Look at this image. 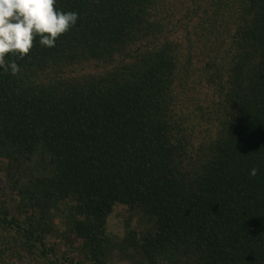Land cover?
Returning <instances> with one entry per match:
<instances>
[{"label":"trees","instance_id":"trees-1","mask_svg":"<svg viewBox=\"0 0 264 264\" xmlns=\"http://www.w3.org/2000/svg\"><path fill=\"white\" fill-rule=\"evenodd\" d=\"M55 8L0 67V264H264V0Z\"/></svg>","mask_w":264,"mask_h":264},{"label":"clouds","instance_id":"clouds-1","mask_svg":"<svg viewBox=\"0 0 264 264\" xmlns=\"http://www.w3.org/2000/svg\"><path fill=\"white\" fill-rule=\"evenodd\" d=\"M56 0H0V67L11 69L16 75L17 64L6 61L8 55L21 59L30 53L37 36L40 44L54 47L56 40L75 25L76 12H63L55 8ZM257 169L250 171L251 176Z\"/></svg>","mask_w":264,"mask_h":264},{"label":"rangeland","instance_id":"rangeland-1","mask_svg":"<svg viewBox=\"0 0 264 264\" xmlns=\"http://www.w3.org/2000/svg\"><path fill=\"white\" fill-rule=\"evenodd\" d=\"M1 177L2 174L0 172V178ZM127 215L128 212L126 208L121 205H118L114 207L113 212L108 217L107 233L113 239L114 242L120 240L125 234L124 220ZM140 221L141 220L139 219V217L137 216L133 217L131 221V226L133 228H136L137 226H139V224H141ZM48 240L51 243L55 239L50 236ZM130 263H131L130 260L121 258V253L116 247L112 248L111 264H130Z\"/></svg>","mask_w":264,"mask_h":264}]
</instances>
